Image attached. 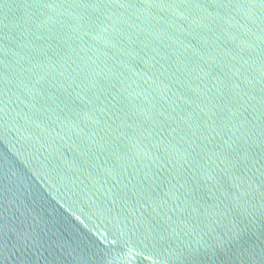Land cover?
Here are the masks:
<instances>
[{
  "label": "water",
  "instance_id": "obj_1",
  "mask_svg": "<svg viewBox=\"0 0 264 264\" xmlns=\"http://www.w3.org/2000/svg\"><path fill=\"white\" fill-rule=\"evenodd\" d=\"M0 264H264V0H0Z\"/></svg>",
  "mask_w": 264,
  "mask_h": 264
}]
</instances>
